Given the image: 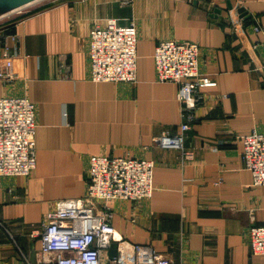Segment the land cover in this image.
Here are the masks:
<instances>
[{"label": "crops", "instance_id": "crops-1", "mask_svg": "<svg viewBox=\"0 0 264 264\" xmlns=\"http://www.w3.org/2000/svg\"><path fill=\"white\" fill-rule=\"evenodd\" d=\"M22 10L0 26V42L13 34L6 40L20 52L19 76L0 83V96L35 104L36 167L0 176V264H56L41 250L42 223L58 200L86 195L91 155L154 163L150 198L112 202L116 239L150 245L171 264H264L248 236L264 225V186L241 160L243 136L264 133V35L253 30L264 0H38ZM109 20L136 22L135 83L90 79L89 33ZM164 40L198 43L199 72L217 83L202 90L182 150L154 142L182 124L178 85L156 76ZM117 253L114 241L101 264Z\"/></svg>", "mask_w": 264, "mask_h": 264}, {"label": "built area", "instance_id": "built-area-1", "mask_svg": "<svg viewBox=\"0 0 264 264\" xmlns=\"http://www.w3.org/2000/svg\"><path fill=\"white\" fill-rule=\"evenodd\" d=\"M22 8H19L20 11ZM264 35V24L253 26ZM0 42L3 64L0 83L18 78L15 59L20 52L7 38ZM90 79L95 82L137 81V26L135 21L121 25L109 20L95 24L89 33ZM200 46L195 42L164 40L157 44L153 59L157 80L178 85L182 106L180 132L163 133L154 142L163 148L183 149L184 132L190 127L193 110L202 102V90L216 81L199 72ZM36 106L26 96H0V176L28 177L36 167ZM242 165L252 175V185L264 186V133L252 131L242 138ZM184 157H191L184 151ZM154 163L148 159L91 155L86 195L58 200L46 214L40 232L43 253H56V264H101V253L117 242V255L111 264H171L170 259L150 245L116 239L113 226L116 200L138 201L154 191ZM249 247L253 255H264V225L249 227ZM15 242V239H13Z\"/></svg>", "mask_w": 264, "mask_h": 264}, {"label": "water", "instance_id": "water-1", "mask_svg": "<svg viewBox=\"0 0 264 264\" xmlns=\"http://www.w3.org/2000/svg\"><path fill=\"white\" fill-rule=\"evenodd\" d=\"M36 1L38 0H0V14L3 15L16 9L18 10Z\"/></svg>", "mask_w": 264, "mask_h": 264}, {"label": "rangeland", "instance_id": "rangeland-1", "mask_svg": "<svg viewBox=\"0 0 264 264\" xmlns=\"http://www.w3.org/2000/svg\"><path fill=\"white\" fill-rule=\"evenodd\" d=\"M24 11L25 10H22V11L19 12L18 10H16L14 12L11 11V12H8L6 14H3V16H0V26L8 24V23H10L12 21H15L21 15L24 14ZM0 15H2V14H0Z\"/></svg>", "mask_w": 264, "mask_h": 264}, {"label": "bare ground", "instance_id": "bare-ground-1", "mask_svg": "<svg viewBox=\"0 0 264 264\" xmlns=\"http://www.w3.org/2000/svg\"><path fill=\"white\" fill-rule=\"evenodd\" d=\"M17 10V9H16ZM16 10H14V11H16ZM14 11H12V12H14Z\"/></svg>", "mask_w": 264, "mask_h": 264}]
</instances>
